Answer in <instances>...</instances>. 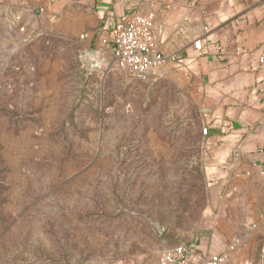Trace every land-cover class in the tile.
I'll return each mask as SVG.
<instances>
[{
	"label": "rangeland",
	"instance_id": "obj_1",
	"mask_svg": "<svg viewBox=\"0 0 264 264\" xmlns=\"http://www.w3.org/2000/svg\"><path fill=\"white\" fill-rule=\"evenodd\" d=\"M12 18L0 14V264H158L194 241L216 215L198 89L163 64L131 78L111 46L85 52Z\"/></svg>",
	"mask_w": 264,
	"mask_h": 264
},
{
	"label": "crops",
	"instance_id": "obj_2",
	"mask_svg": "<svg viewBox=\"0 0 264 264\" xmlns=\"http://www.w3.org/2000/svg\"><path fill=\"white\" fill-rule=\"evenodd\" d=\"M135 11L154 13L155 48L175 55L162 67L198 89L205 111L216 215L186 243L191 261L229 252L230 264H264V0H0L27 34L80 39L97 54L114 53L113 28Z\"/></svg>",
	"mask_w": 264,
	"mask_h": 264
},
{
	"label": "built area",
	"instance_id": "obj_3",
	"mask_svg": "<svg viewBox=\"0 0 264 264\" xmlns=\"http://www.w3.org/2000/svg\"><path fill=\"white\" fill-rule=\"evenodd\" d=\"M153 12L135 11L125 14L113 28L112 41L116 65L131 78H146L152 71L175 55H165L155 48L153 36ZM197 48L202 41H195ZM206 132V130H205ZM193 247L181 243L167 247L162 252L158 264H195L190 259ZM229 252L216 253L203 264H230Z\"/></svg>",
	"mask_w": 264,
	"mask_h": 264
}]
</instances>
